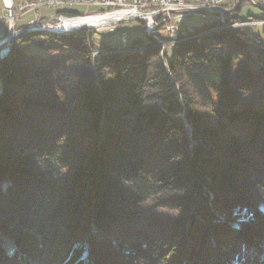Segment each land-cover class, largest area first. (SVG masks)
Here are the masks:
<instances>
[{"label":"trees","instance_id":"16d2710c","mask_svg":"<svg viewBox=\"0 0 264 264\" xmlns=\"http://www.w3.org/2000/svg\"><path fill=\"white\" fill-rule=\"evenodd\" d=\"M137 23L124 48L55 35L78 84L28 60L30 33L0 59V264H264V26L161 55L165 24Z\"/></svg>","mask_w":264,"mask_h":264},{"label":"rangeland","instance_id":"374dc122","mask_svg":"<svg viewBox=\"0 0 264 264\" xmlns=\"http://www.w3.org/2000/svg\"><path fill=\"white\" fill-rule=\"evenodd\" d=\"M57 1L60 2V0ZM63 1L66 0H62V2ZM89 2H93V0H89ZM31 3H38L40 6L35 10L30 6ZM87 3V1H82L79 3L62 4V6H60V3L57 5L48 4V0H9V4H6L4 0H0V27L2 28H0V34L2 33V35L6 36L7 33H10L9 37H11V39H9V42L1 43L0 59L6 57V55L9 53V49L14 40L30 33L35 36L30 37L31 40L29 44L23 46L22 50L25 55L29 56L28 60L32 62V64H40L39 62H42L45 63L44 66H52L55 71V79L58 81V83L61 82L65 85L78 84V82L80 81L78 78V74L81 72L82 68V54L69 50H61L60 47L57 46L59 45V42L54 41L53 39L56 36L69 35L73 33L57 32V27L63 22L60 17L69 18L60 15L61 11L71 10L79 12L80 15L78 17L80 18L92 15L102 16L96 15L99 10L95 9V7H92ZM6 6H12V10L10 12L12 18L11 23L8 20L7 13L9 10H7L8 8ZM237 6L239 7L238 11H236ZM215 8L222 11V16L218 14L208 15L205 18H201L198 16H189L186 20V23L180 24L175 23V21H173V18H171L168 20V22L164 23L165 27L160 31V34L163 38H167L169 41L166 42L168 43L166 47L159 48L161 55H169V53L173 50L172 46L173 44H175L174 39L177 35H180L182 38L178 40L180 42H187L197 39L208 40L209 37L221 30L247 26L253 28L255 32H258L259 30H261L260 26H264L263 22H250L249 19V16L257 15V12L264 9V0H224L221 5H216ZM109 11L110 10H108V12ZM234 16H238L242 19L243 22L228 25L226 21L230 20ZM6 17L7 19H5ZM245 20H247L248 22H244ZM137 22L138 20L124 22L122 21L118 23H110L105 27L87 30L88 32H92L94 34V38L92 39L91 44L98 48V50L105 42H108L112 46L124 48L131 38H144L142 26ZM203 25H207L209 27L205 28L204 30L206 31L201 32L202 34H195L194 32H196V30ZM171 26L176 28V31L173 34V43L170 40L169 36V28ZM191 33H194L195 35H191ZM40 34H43L45 36L47 35L48 37H39ZM42 39H47L48 41H44ZM137 49L139 51L142 48ZM126 50L129 51L132 49ZM120 51H124V49ZM106 53L107 52H102V50L100 52V54ZM96 55L97 53H92L93 57ZM8 245H10L11 247ZM3 246L7 252H13V246L6 239H3Z\"/></svg>","mask_w":264,"mask_h":264},{"label":"built area","instance_id":"2783aa9c","mask_svg":"<svg viewBox=\"0 0 264 264\" xmlns=\"http://www.w3.org/2000/svg\"><path fill=\"white\" fill-rule=\"evenodd\" d=\"M82 1H87V4L95 7V9L105 10L104 12H97L96 15H103L106 13L113 14L119 12H125V14L130 13L128 17L122 19L119 22L131 20L142 21L144 23L143 31L146 34H150L156 29L158 25L168 22V20L171 18H173L175 23L180 24L186 23V20L189 16H198L201 18L216 14L222 16V11L216 9L215 6L221 5L224 0H106L99 2L80 0L79 2ZM59 3L60 6H62V0H60V2L57 0H48V4L57 5ZM30 6L36 10L40 5L38 3H31ZM6 7L8 8L7 10H9L7 16L11 23L12 18L10 12L12 10V6ZM108 10L110 11L108 12ZM5 19H7V17ZM60 19L63 21L72 18L60 17ZM113 23H118V21ZM169 29L170 40L173 43V34L175 33L176 28L171 26ZM9 35L10 33H7L6 36L2 35V33L0 34V45L1 43L9 42ZM162 44L164 47H166L168 43Z\"/></svg>","mask_w":264,"mask_h":264},{"label":"bare ground","instance_id":"6f19581e","mask_svg":"<svg viewBox=\"0 0 264 264\" xmlns=\"http://www.w3.org/2000/svg\"><path fill=\"white\" fill-rule=\"evenodd\" d=\"M80 0H66L62 4L78 3ZM106 1V0H93V2ZM6 4H9V0H4ZM132 14V13H131ZM130 13L119 12L109 14L106 13L102 16H86L82 18H72L69 20H63V22L57 27V32H74L82 29H86L87 26H94L96 28L105 27L113 22H119L122 19L128 17ZM87 30V29H86ZM56 33V32H55ZM10 36V35H9ZM11 39V37H9ZM164 48L163 44H160L158 48Z\"/></svg>","mask_w":264,"mask_h":264},{"label":"water","instance_id":"95a60500","mask_svg":"<svg viewBox=\"0 0 264 264\" xmlns=\"http://www.w3.org/2000/svg\"><path fill=\"white\" fill-rule=\"evenodd\" d=\"M96 27H94V26H87L86 27V29L87 30H93V29H95ZM9 242V241H8ZM11 245H12V243L11 242H9ZM8 246H10V245H8ZM11 247V246H10Z\"/></svg>","mask_w":264,"mask_h":264}]
</instances>
